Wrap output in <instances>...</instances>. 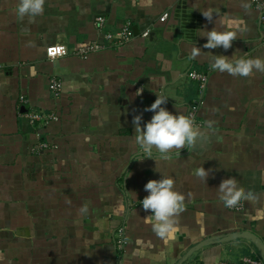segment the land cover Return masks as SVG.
<instances>
[{
  "label": "crops",
  "instance_id": "obj_1",
  "mask_svg": "<svg viewBox=\"0 0 264 264\" xmlns=\"http://www.w3.org/2000/svg\"><path fill=\"white\" fill-rule=\"evenodd\" d=\"M18 3L0 0V264H177L201 241L242 231L264 244V72L241 77L211 69L212 55L264 60L261 10L251 0H44L40 15L23 18ZM225 16L245 30L228 50L204 48L200 30L224 31ZM97 17L104 18L101 29ZM125 25L136 34L130 41L105 39ZM93 41L108 47L54 60L45 53L51 44L72 49ZM194 47L201 51L193 59ZM192 71L205 75L201 135L164 158L154 152V160L144 159L133 117L149 121L145 108L157 95L168 98L162 107L187 116L200 92ZM51 78L62 82L57 97ZM38 110L56 119L31 122L27 114ZM200 166L209 170L206 182L193 174ZM159 172L185 195L167 244L141 204L144 185ZM230 177L254 197L240 210L220 200L218 186ZM121 226L127 243L119 251ZM162 252L164 259H155ZM243 256L260 257L253 242L234 238L201 247L184 264Z\"/></svg>",
  "mask_w": 264,
  "mask_h": 264
},
{
  "label": "clouds",
  "instance_id": "obj_2",
  "mask_svg": "<svg viewBox=\"0 0 264 264\" xmlns=\"http://www.w3.org/2000/svg\"><path fill=\"white\" fill-rule=\"evenodd\" d=\"M44 0H19L17 14L23 18L25 15L35 17L43 12ZM202 15L214 23L213 15L210 12H202ZM224 31H218L215 27L211 30L201 29L199 36L206 38L203 45L207 49L222 47L228 50L237 38V32L245 29L239 27L242 21L227 16L220 20ZM201 49L194 47L191 57L194 59L200 54ZM211 69L230 76L248 77L253 72H264V60L260 58H230L226 56L212 55ZM143 89L138 90L142 93ZM138 94V95H139ZM167 97L157 95L155 101L145 108V111L153 113L151 119L141 124L142 115L133 117L134 142L142 150L139 155L153 159L154 152L161 154L164 158L172 150H181L186 145H192L201 135L199 129L194 127L189 116L172 113L162 105L167 103ZM143 160V159H142ZM154 160V159H153ZM160 173V172H159ZM193 174L206 182L209 170L204 167H195ZM160 179L149 180L144 185L148 193L141 201L145 211L151 214L145 219L151 223L152 231L167 244L171 241L173 234L178 230L176 217L184 210L185 195L175 190L174 179L170 175L160 173ZM220 200L226 209H235L244 200H251L254 197L239 188L234 178L224 179L218 186ZM86 210V209H85ZM155 259L163 260L164 253H160Z\"/></svg>",
  "mask_w": 264,
  "mask_h": 264
},
{
  "label": "built area",
  "instance_id": "obj_3",
  "mask_svg": "<svg viewBox=\"0 0 264 264\" xmlns=\"http://www.w3.org/2000/svg\"><path fill=\"white\" fill-rule=\"evenodd\" d=\"M252 3L256 6V8H259L261 10L260 13V22L264 25V1L262 0H251ZM168 16V13H163L160 17V20H165ZM104 22L103 17H97L95 19V24L98 29H101ZM149 34V29L144 30L140 33V37H146ZM136 35L135 33L129 28V25H125L122 30L115 36L112 35H105L106 40H112L115 45H121L123 43H126L130 41L132 38H134ZM107 43L105 41H93L91 43H87L84 45L76 46L75 48L69 49L65 44L55 43L51 44L46 47L45 53L48 59L54 60L58 57L66 56V55H75L79 57H85L89 55L90 53L101 51L104 49H107ZM189 76L199 81V96L196 101H194L191 105H189L187 116H189L194 124V127H197L199 125L197 120L198 111L200 108V104L202 102V95H203V89H204V81H205V75L192 71L189 73ZM62 82L56 78H51L49 80V90L51 94L55 97L59 96L62 92ZM23 97L21 96V99ZM27 117L29 120L33 123L46 124L51 120L56 119V115L53 113H48L43 110L38 111H32L27 114ZM47 144L43 143L40 144L38 147L41 148H47ZM242 209V205L240 204L237 208L231 209V210H240ZM127 243V239L125 236V228L124 226H121L116 231V237H115V245L119 251L123 250L125 248V245ZM224 264H264V261L261 259V257H253V256H243L238 262H230V263H224Z\"/></svg>",
  "mask_w": 264,
  "mask_h": 264
},
{
  "label": "water",
  "instance_id": "obj_4",
  "mask_svg": "<svg viewBox=\"0 0 264 264\" xmlns=\"http://www.w3.org/2000/svg\"><path fill=\"white\" fill-rule=\"evenodd\" d=\"M234 238H247L248 240L253 242L259 251V255H260L261 259L264 261V244H263V242L254 233H252L250 231H242V232H238V233H231V234H228L225 236H221L219 238H211V239L201 241L200 243L191 247L182 256V258L178 261L177 264H184L192 252L199 250L203 246H207V245L217 243V242L229 241V240L234 239Z\"/></svg>",
  "mask_w": 264,
  "mask_h": 264
},
{
  "label": "trees",
  "instance_id": "obj_5",
  "mask_svg": "<svg viewBox=\"0 0 264 264\" xmlns=\"http://www.w3.org/2000/svg\"><path fill=\"white\" fill-rule=\"evenodd\" d=\"M129 28L132 30L131 26L129 25ZM133 31V30H132ZM136 35V34H135Z\"/></svg>",
  "mask_w": 264,
  "mask_h": 264
}]
</instances>
